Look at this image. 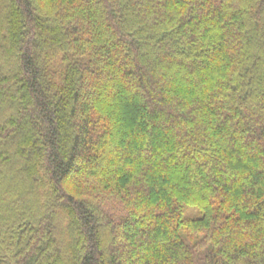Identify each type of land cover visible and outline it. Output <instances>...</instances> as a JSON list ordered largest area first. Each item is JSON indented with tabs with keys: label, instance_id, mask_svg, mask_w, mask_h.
<instances>
[{
	"label": "trees",
	"instance_id": "1",
	"mask_svg": "<svg viewBox=\"0 0 264 264\" xmlns=\"http://www.w3.org/2000/svg\"><path fill=\"white\" fill-rule=\"evenodd\" d=\"M0 264H264V0H0Z\"/></svg>",
	"mask_w": 264,
	"mask_h": 264
}]
</instances>
